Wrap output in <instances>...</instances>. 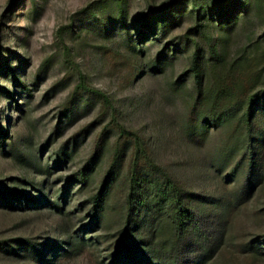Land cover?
I'll list each match as a JSON object with an SVG mask.
<instances>
[{
    "label": "rangeland",
    "instance_id": "374dc122",
    "mask_svg": "<svg viewBox=\"0 0 264 264\" xmlns=\"http://www.w3.org/2000/svg\"><path fill=\"white\" fill-rule=\"evenodd\" d=\"M239 88L260 106L252 173L245 107L209 106ZM263 136L264 0H0V264H109L134 164L177 180L200 217L225 213L207 264H264ZM91 157L88 180L73 177Z\"/></svg>",
    "mask_w": 264,
    "mask_h": 264
},
{
    "label": "trees",
    "instance_id": "16d2710c",
    "mask_svg": "<svg viewBox=\"0 0 264 264\" xmlns=\"http://www.w3.org/2000/svg\"><path fill=\"white\" fill-rule=\"evenodd\" d=\"M219 1L222 2L223 0ZM221 4L219 3V5ZM170 5V2L166 1L154 12H163ZM199 12L196 10L198 17L201 14ZM209 17L213 23L221 22L226 18L225 11L221 9L217 15L215 14V17L214 13L210 12ZM160 19L161 17H158V20ZM197 58L195 52L192 58V69L196 78H199ZM239 90L243 92L242 88H239ZM91 91L97 92L95 90ZM102 96L105 98L103 94ZM242 96L243 98L240 96V100L235 101L234 105L228 103L224 109L218 111L215 110L216 106L213 103L209 106L211 110L219 113V117L225 116L231 110L239 111L245 107L240 121L245 129V140L249 156L248 167L249 173H252L255 167L257 168L254 148L261 143L260 136L257 135V132L254 133L255 120L253 121V119L255 115L253 111H257L256 106L257 108L260 106L255 104L254 98L245 94V92ZM136 151L138 150L136 149ZM63 157L64 152L60 151L57 158L58 162H64L65 159H61ZM92 160L91 157L86 167L79 169L73 177L86 182L89 178V171L91 170L89 166ZM150 165L153 166V171L158 172L155 164L150 163ZM109 172L98 191L91 196L92 220L96 223L103 220ZM155 179V182L148 181L139 172L136 164L131 167L128 191L125 197L126 208L123 214V223L118 232L116 251L112 254L109 264H207L225 236L224 221L227 216L225 213H216L215 217H211L207 216L206 213L205 216H202L204 217L202 219L197 211L193 209L190 196L187 195L177 180L165 172L160 173V176ZM250 183L251 181L248 182V184ZM6 193L11 198L14 194H17L16 198H18L17 200L21 205L30 203L26 192L19 194V192L7 190ZM0 196L1 198L4 196L1 183ZM49 204H53L56 209L61 210L57 202H49ZM162 220H166L168 223L167 233L164 232L161 225ZM86 240V238L81 237L79 240L72 241L70 252L80 247L82 242Z\"/></svg>",
    "mask_w": 264,
    "mask_h": 264
}]
</instances>
